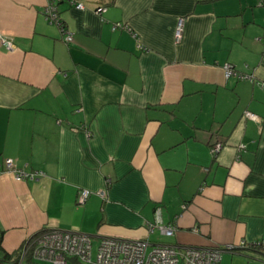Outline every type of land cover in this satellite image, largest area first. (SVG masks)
I'll use <instances>...</instances> for the list:
<instances>
[{"label": "crops", "instance_id": "0c3cea01", "mask_svg": "<svg viewBox=\"0 0 264 264\" xmlns=\"http://www.w3.org/2000/svg\"><path fill=\"white\" fill-rule=\"evenodd\" d=\"M46 1L0 0V162L43 172L0 171L2 249L58 228L264 264L241 248L264 240V4L60 0V28ZM155 207L171 234L149 229Z\"/></svg>", "mask_w": 264, "mask_h": 264}, {"label": "built area", "instance_id": "2783aa9c", "mask_svg": "<svg viewBox=\"0 0 264 264\" xmlns=\"http://www.w3.org/2000/svg\"><path fill=\"white\" fill-rule=\"evenodd\" d=\"M60 0H47L44 14L49 21L55 22L62 28V20L58 15L57 3ZM76 8H83L79 0H68ZM102 7L97 6L100 10ZM184 17L178 16L175 24L174 39L179 41L182 36ZM116 22L112 28L119 25ZM66 41L71 40V33L64 35ZM0 42L7 48L12 42L5 36H0ZM264 49V41H263ZM225 76L236 74L239 78L251 79V74H245L234 69L230 63L223 64ZM245 115L257 119L255 114L245 111ZM223 145L222 140H215L210 149L215 154ZM6 169L19 178H37L42 175L41 170H26L17 167L10 157L0 162V171ZM90 191L81 188L77 194L78 201H84ZM149 229L156 226L161 233L171 234L174 225L160 222L159 207H155L154 221L148 223ZM90 234L75 230L58 228H43L30 236L22 245L16 264H22L25 252H30V260L34 264H73L71 259L79 264H219L223 248H232V244L223 246H194L165 243H150L147 238H125L117 236H98L93 249V240ZM264 245V240H260Z\"/></svg>", "mask_w": 264, "mask_h": 264}, {"label": "trees", "instance_id": "16d2710c", "mask_svg": "<svg viewBox=\"0 0 264 264\" xmlns=\"http://www.w3.org/2000/svg\"><path fill=\"white\" fill-rule=\"evenodd\" d=\"M38 231H36V232H38ZM0 241H1V235H0ZM241 248H243V249H250L252 251L260 252V253H263L264 252L263 251L264 249H262V248H264V245L261 244V241L260 240H254L252 242H249L247 246H243ZM0 252H1V255H0V261L1 262H10L11 261V264H16L17 259L19 257L20 250L15 251V253L14 252H7V251H5V250L2 249L1 244H0ZM13 255H14V257H13ZM71 261H72V263L75 262V260L73 258L71 259ZM22 264H34L30 260V252L29 251H27V252L24 253ZM77 264H79V263H77Z\"/></svg>", "mask_w": 264, "mask_h": 264}, {"label": "rangeland", "instance_id": "374dc122", "mask_svg": "<svg viewBox=\"0 0 264 264\" xmlns=\"http://www.w3.org/2000/svg\"><path fill=\"white\" fill-rule=\"evenodd\" d=\"M250 1H252V0H250ZM253 1H255L254 4H252V2L248 4V7H249V8H250V7H251V8H255V7H259V6L261 7V5L264 4L263 0H253ZM250 4H251V5H250ZM92 240H93V249H94L95 244H96V242H97V238H96V237H93ZM13 252L15 253V251H13ZM0 255H1V252H0ZM13 257H14V255H13ZM0 264H11V261H10V262H1V261H0ZM73 264H77V263L74 262Z\"/></svg>", "mask_w": 264, "mask_h": 264}]
</instances>
